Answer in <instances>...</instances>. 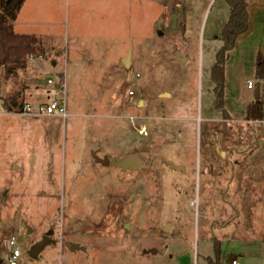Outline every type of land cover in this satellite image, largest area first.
Instances as JSON below:
<instances>
[{"label": "rangeland", "instance_id": "rangeland-1", "mask_svg": "<svg viewBox=\"0 0 264 264\" xmlns=\"http://www.w3.org/2000/svg\"><path fill=\"white\" fill-rule=\"evenodd\" d=\"M221 2L24 1L15 30L51 50L2 74L0 264L16 245L19 264H210L217 241L222 264H264V123L243 118L257 60L229 67L225 117L211 78ZM57 74L66 117L16 111L59 96ZM131 152L140 170L95 157Z\"/></svg>", "mask_w": 264, "mask_h": 264}, {"label": "trees", "instance_id": "trees-1", "mask_svg": "<svg viewBox=\"0 0 264 264\" xmlns=\"http://www.w3.org/2000/svg\"><path fill=\"white\" fill-rule=\"evenodd\" d=\"M25 0H0V87L2 74L13 75L19 68L28 64L29 55H47L50 48L45 46L40 36L35 33H20L15 30L14 21ZM231 9L228 21L224 25L221 39L222 45L217 50L216 58L211 67V78L215 83V106L222 110L225 117L229 113L224 106L225 91V63L226 53L233 48L237 36L248 28V3L246 0H226ZM256 75L258 79H264V54L260 53L256 61ZM22 111L23 103L18 105ZM4 108L13 112V105L6 103ZM263 115V100L255 97L246 108L245 119L251 120ZM216 258L210 259V264H222L220 258V245L216 244Z\"/></svg>", "mask_w": 264, "mask_h": 264}, {"label": "crops", "instance_id": "crops-1", "mask_svg": "<svg viewBox=\"0 0 264 264\" xmlns=\"http://www.w3.org/2000/svg\"><path fill=\"white\" fill-rule=\"evenodd\" d=\"M246 1L248 3V28L237 36L234 47L229 49L226 53V63H225L226 91H228L231 86L229 80V72H230L229 67L232 66V64L234 63L233 62L234 59L247 60L244 62L247 65V67L250 69L249 71L251 73V57L252 59L255 60L256 58L257 60V57L260 53L264 54V0H246ZM230 9L231 7L229 3L226 0H222L215 18L216 22L220 21L221 23L220 27H222V25L224 27V25L228 21L230 15ZM252 67H253L252 74L255 75V77L257 78L256 62L252 65ZM249 80H256V79H253L250 76L247 79V83ZM47 101H42V102H47ZM250 101L251 100L243 101V104L245 105V112ZM225 105L226 103L224 101V106ZM225 108L227 109L231 117L232 114L234 113L231 110H229L226 106ZM245 112L243 113L244 119H245ZM260 142H263V140H260Z\"/></svg>", "mask_w": 264, "mask_h": 264}, {"label": "built area", "instance_id": "built-area-1", "mask_svg": "<svg viewBox=\"0 0 264 264\" xmlns=\"http://www.w3.org/2000/svg\"><path fill=\"white\" fill-rule=\"evenodd\" d=\"M34 57L36 58H42V54L34 55L31 54L29 55V58L33 59ZM48 82L50 84H55L58 86L59 90V96L55 98H51L48 102H42L38 105V108H33L30 104H25L24 105V111L25 112H32L36 111L37 113L41 114H58L63 117H66L68 115V107H67V99H66V82L64 81L63 77L59 74L56 76H51L48 78ZM260 82V98L263 100V115L259 118L251 119L248 120L249 122H259V123H264V79H256V80H249L248 81V87L253 89L254 92L257 88V84ZM147 133L146 128H143V131ZM264 134V132H263ZM16 243L15 238L13 237L10 241L9 244L10 246L14 245ZM21 256V250L20 248L16 245L13 247L11 251V255L8 258V264H19V257ZM233 264H240L238 259H233L232 260Z\"/></svg>", "mask_w": 264, "mask_h": 264}, {"label": "water", "instance_id": "water-1", "mask_svg": "<svg viewBox=\"0 0 264 264\" xmlns=\"http://www.w3.org/2000/svg\"><path fill=\"white\" fill-rule=\"evenodd\" d=\"M129 55V54H128ZM128 55L123 58V61L128 63ZM183 59V58H181ZM254 96L256 99L260 98V82L257 84V88L254 92ZM96 160L101 162L104 165H111L120 167L124 170H140L142 168V158L137 152H131L123 157H111L109 155H105L100 157L98 155L95 156ZM50 242L47 237L40 243L35 244L29 251L32 257H37L39 253L45 248V246ZM71 250L82 249L85 250L86 246L81 245L79 243H72L70 246Z\"/></svg>", "mask_w": 264, "mask_h": 264}]
</instances>
